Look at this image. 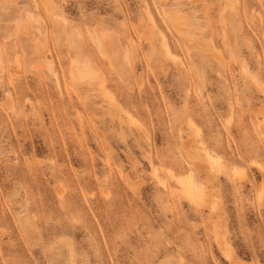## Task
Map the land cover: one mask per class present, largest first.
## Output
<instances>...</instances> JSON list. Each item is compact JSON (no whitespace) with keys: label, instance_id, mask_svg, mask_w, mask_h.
Segmentation results:
<instances>
[{"label":"rangeland","instance_id":"374dc122","mask_svg":"<svg viewBox=\"0 0 264 264\" xmlns=\"http://www.w3.org/2000/svg\"><path fill=\"white\" fill-rule=\"evenodd\" d=\"M246 263L264 0H0V264Z\"/></svg>","mask_w":264,"mask_h":264},{"label":"bare ground","instance_id":"6f19581e","mask_svg":"<svg viewBox=\"0 0 264 264\" xmlns=\"http://www.w3.org/2000/svg\"><path fill=\"white\" fill-rule=\"evenodd\" d=\"M164 47V46H163ZM168 48H167V46L165 45V47H164V50H165V53L167 54V55H169L168 54V52H169V50H167ZM194 150V149H193ZM192 150V151H193ZM194 152H196V151H194ZM197 159V158H196ZM204 159H206L208 162H207V164L209 165V164H213V163H216V159L213 157V156H211L210 154H208V153H205V155H204ZM213 166V165H212ZM178 180V182L180 183V185H181V188H182V192L186 195V197L187 198H189V199H191V200H194V201H197V200H199L201 197H202V194H203V188H201V186L200 185H198L195 181H194V179H192V177L190 176V175H187L185 178L183 177V178H178L177 179ZM216 231V230H215ZM218 233V232H217ZM216 233V234H217ZM222 233H223V231H222ZM217 236V235H216ZM223 245H224V243H223ZM229 249V248H228ZM226 250V249H225ZM224 250V251H225ZM227 251V250H226ZM230 254V253H229ZM228 259V258H227ZM247 264V263H246Z\"/></svg>","mask_w":264,"mask_h":264}]
</instances>
